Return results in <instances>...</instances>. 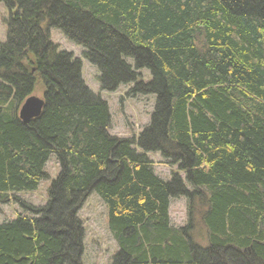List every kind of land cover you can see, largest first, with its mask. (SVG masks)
<instances>
[{"label": "trees", "instance_id": "obj_1", "mask_svg": "<svg viewBox=\"0 0 264 264\" xmlns=\"http://www.w3.org/2000/svg\"><path fill=\"white\" fill-rule=\"evenodd\" d=\"M0 3V202L21 208L0 222V264H84L79 213L93 192L118 246L111 264H264V0ZM52 28L85 49L101 90L155 97L140 133L111 132L108 101ZM36 93L42 112L24 122ZM150 152L176 167L170 179ZM51 158L60 171L37 206L18 194L50 178Z\"/></svg>", "mask_w": 264, "mask_h": 264}, {"label": "rangeland", "instance_id": "obj_2", "mask_svg": "<svg viewBox=\"0 0 264 264\" xmlns=\"http://www.w3.org/2000/svg\"><path fill=\"white\" fill-rule=\"evenodd\" d=\"M9 16V10L3 3H0V42H5L7 38V26L4 22ZM51 40L59 44L61 49L72 52L76 57H80L83 63V77L87 85L95 92L106 99L110 105L112 114L111 132L120 136L131 137L140 133L142 128L150 121V115L154 109L155 97L153 95H138L131 97L127 95L130 86H121L117 91L108 92L100 89L98 67L90 63L83 56L84 48L68 40L61 30L51 29ZM147 70H144L145 72ZM147 73V72H146ZM35 95L41 96V93ZM149 156L154 160L156 173L170 179L173 169L160 152H150ZM46 170L50 176L49 179L41 181L38 189L35 191H26L18 195L24 200L35 205H44L48 201V189L59 171L60 167L56 159L51 158L47 163ZM21 208L15 203L0 202V222L11 221L18 216ZM80 218L85 227V251L84 264H111L112 256L118 249L117 243L109 229L107 208L100 196L93 192L86 199L80 213ZM171 222L180 227L187 224L189 219V203L184 197L173 198L170 207ZM201 233H194L196 241H202L204 229L198 225ZM202 237V238H200Z\"/></svg>", "mask_w": 264, "mask_h": 264}, {"label": "water", "instance_id": "obj_3", "mask_svg": "<svg viewBox=\"0 0 264 264\" xmlns=\"http://www.w3.org/2000/svg\"><path fill=\"white\" fill-rule=\"evenodd\" d=\"M44 106V100L36 95L28 97L22 104L19 114L24 122L39 116Z\"/></svg>", "mask_w": 264, "mask_h": 264}]
</instances>
